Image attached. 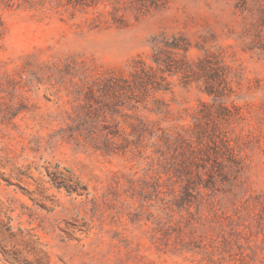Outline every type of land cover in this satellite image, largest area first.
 <instances>
[{
  "label": "rangeland",
  "instance_id": "374dc122",
  "mask_svg": "<svg viewBox=\"0 0 264 264\" xmlns=\"http://www.w3.org/2000/svg\"><path fill=\"white\" fill-rule=\"evenodd\" d=\"M261 16L174 0L97 27L69 0H0V264H264ZM163 33L225 70L223 98L158 70Z\"/></svg>",
  "mask_w": 264,
  "mask_h": 264
},
{
  "label": "trees",
  "instance_id": "16d2710c",
  "mask_svg": "<svg viewBox=\"0 0 264 264\" xmlns=\"http://www.w3.org/2000/svg\"><path fill=\"white\" fill-rule=\"evenodd\" d=\"M174 0H69L74 7H79L83 10L94 11V23L98 27L100 24H112L117 28H126L129 26L131 17L138 20L141 17L150 14L161 12L169 8ZM260 27V28H259ZM258 44L264 51V16H261L259 24H253ZM154 54L152 60L158 70L162 73L168 72L170 75L181 74L188 84L192 79H204L206 88L205 92L209 96H214L215 100L225 96L227 88V80L225 70L208 61H199L193 64L188 59V52L192 44L188 38L183 35H168L161 34L153 38L152 41ZM203 49V48H201ZM139 79H147V84L141 83L143 93H148L147 85L152 84L154 75L152 67L147 66L144 62H140L137 70ZM120 82L127 84L126 80L117 79ZM118 83H115V85ZM159 84V83H158ZM130 93L136 96L137 87L128 86ZM159 89V88H158ZM119 90H116L118 92Z\"/></svg>",
  "mask_w": 264,
  "mask_h": 264
}]
</instances>
